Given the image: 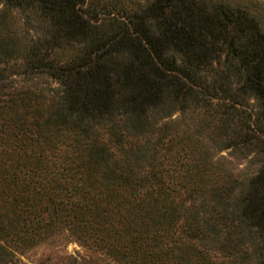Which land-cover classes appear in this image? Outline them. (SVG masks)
<instances>
[{
	"label": "trees",
	"instance_id": "trees-1",
	"mask_svg": "<svg viewBox=\"0 0 264 264\" xmlns=\"http://www.w3.org/2000/svg\"><path fill=\"white\" fill-rule=\"evenodd\" d=\"M62 231L118 264H264V0H0V264Z\"/></svg>",
	"mask_w": 264,
	"mask_h": 264
},
{
	"label": "rangeland",
	"instance_id": "rangeland-1",
	"mask_svg": "<svg viewBox=\"0 0 264 264\" xmlns=\"http://www.w3.org/2000/svg\"><path fill=\"white\" fill-rule=\"evenodd\" d=\"M10 78L19 79L20 77L10 74ZM51 86H56V83L52 81ZM205 144L207 145V142ZM210 151H212L213 160L219 163L222 168L231 170L232 173H239L243 177L255 173L259 166L255 156L252 155L253 153L237 154L231 149L220 152H215L212 149ZM73 257L90 258L101 264H118L98 246L84 245L67 231L53 234L45 241L39 242L19 254L15 258V264H53L67 261Z\"/></svg>",
	"mask_w": 264,
	"mask_h": 264
}]
</instances>
